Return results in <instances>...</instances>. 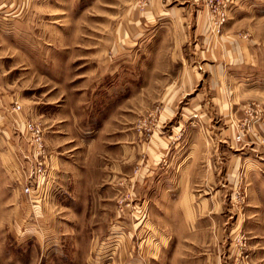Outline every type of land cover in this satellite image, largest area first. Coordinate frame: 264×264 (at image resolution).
I'll use <instances>...</instances> for the list:
<instances>
[{
	"label": "rangeland",
	"instance_id": "374dc122",
	"mask_svg": "<svg viewBox=\"0 0 264 264\" xmlns=\"http://www.w3.org/2000/svg\"><path fill=\"white\" fill-rule=\"evenodd\" d=\"M0 264H264V0H0Z\"/></svg>",
	"mask_w": 264,
	"mask_h": 264
},
{
	"label": "built area",
	"instance_id": "2783aa9c",
	"mask_svg": "<svg viewBox=\"0 0 264 264\" xmlns=\"http://www.w3.org/2000/svg\"><path fill=\"white\" fill-rule=\"evenodd\" d=\"M220 21L216 23V30L219 31L220 24L224 20L222 16ZM21 112V105L14 103L9 109L8 113L12 118L19 117ZM25 127L30 133L31 138L27 141L29 148L32 147L31 155L35 158V164L32 167V171L29 174L24 173V178H26L25 184L23 186V192L29 198H32L38 190L39 179L47 177V165H46V145L44 141V132L40 125L38 124H25ZM21 171L23 172V165L21 164Z\"/></svg>",
	"mask_w": 264,
	"mask_h": 264
},
{
	"label": "crops",
	"instance_id": "0c3cea01",
	"mask_svg": "<svg viewBox=\"0 0 264 264\" xmlns=\"http://www.w3.org/2000/svg\"><path fill=\"white\" fill-rule=\"evenodd\" d=\"M7 107H8V106H7ZM7 107H6V108H7ZM4 112H5L6 114H4ZM3 114H4V116H5L6 118H10V119H12V117H11L10 114L8 113V108H7L5 111H2V115H3ZM19 118H20V117H17V116L14 117V118H13V121H14L17 125H19V127H20V123H19V120H20V119H19ZM51 157H53V156H51ZM51 157H50V159H51L50 161H52V158H51ZM56 160H58V159H55V161H56ZM54 167H55V165H53V166L51 165L50 170H49V175H51V174H52V175H57V174L59 175V173H60V168H57V169L55 170ZM59 197H61V196H59Z\"/></svg>",
	"mask_w": 264,
	"mask_h": 264
}]
</instances>
